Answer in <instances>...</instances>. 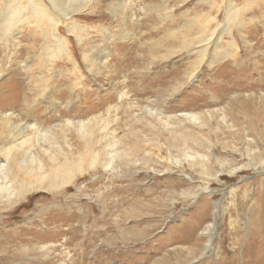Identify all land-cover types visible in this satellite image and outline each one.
<instances>
[{"label": "rangeland", "instance_id": "obj_1", "mask_svg": "<svg viewBox=\"0 0 264 264\" xmlns=\"http://www.w3.org/2000/svg\"><path fill=\"white\" fill-rule=\"evenodd\" d=\"M165 1L169 7L175 6L167 18L157 11L162 0H101L93 12L75 14L77 21L88 26L83 40L77 43L63 28L59 32L68 38L79 77L73 76L68 61L56 59L51 65L54 68L48 69L45 47L50 52L55 49L50 29L45 34L32 28L21 30L5 39L0 31V119L10 114L8 120L16 124L33 119L43 127L59 124L55 129L61 132L64 117L72 122L88 118L90 122L94 116L119 117L110 123L114 131L98 134L94 148L99 150V161L93 167L87 165L86 172L75 177V185L38 190L12 210H0V264H247L242 258L246 234L264 216V207L256 204L259 200L253 192L259 180L264 182V173L245 167L230 177L226 170L239 163L240 156L232 154L234 160L227 156L225 165L212 159L209 172L221 169L220 182H211V194L199 193L194 198L188 189L195 190L205 181L198 165L184 162L160 170L168 163L169 148L175 156L180 154V137L173 139V133L147 126L146 118L133 121L131 110H122L125 102L140 100V104H151L170 115L186 109H212L233 94L241 99H255L260 94L264 98V78L256 80V71L243 69L245 65L238 69L226 59L211 71L202 66L191 81L179 85L195 56L186 50L165 55L169 46L177 44L171 35L181 37L178 30L172 31L183 25L184 10H188L187 17H194L208 5L201 0ZM218 13L220 20L223 11ZM260 34L250 40L264 51V35ZM87 58L93 60L90 65ZM241 58L248 60L246 55ZM78 78L79 82L74 80ZM120 90L134 94L132 99H117ZM135 133L143 135L147 143L139 141ZM69 134L76 140L73 131ZM187 134L198 136L197 131ZM111 136L118 140L111 152L129 148L132 155L105 169L101 163ZM152 136L168 148L150 146ZM209 139L215 141L213 134ZM188 147L204 152V146L189 143ZM81 149L76 145L73 152ZM149 149L165 158L163 164L156 156L153 162H144ZM220 150L216 148L212 156L224 157ZM80 186L81 191H76ZM246 189L248 197H240ZM214 203L220 205L219 215L211 247L205 249L207 239L201 231L214 219Z\"/></svg>", "mask_w": 264, "mask_h": 264}, {"label": "bare ground", "instance_id": "obj_2", "mask_svg": "<svg viewBox=\"0 0 264 264\" xmlns=\"http://www.w3.org/2000/svg\"><path fill=\"white\" fill-rule=\"evenodd\" d=\"M184 1L181 0L180 4ZM201 1L208 5V9L201 13L202 15L194 17H187V9L182 12L183 25L172 31L178 30L181 37L178 38L173 33L171 37L177 41V44L169 46L165 53V55L174 56V52L186 50L187 54L195 56L191 67L184 72V82L178 81L179 85L191 81L202 66L211 71L223 59L231 61V64L238 69H241L240 65L241 67L245 65L243 69L251 68L256 71V80L263 79L264 51L257 49L250 37L258 33L262 34V32L264 35V0H242L241 3L237 0ZM100 2L101 0H0L2 39L31 28L45 34L48 28L55 45L53 52H50L49 47H45L49 56L45 60L49 62L48 69L54 68L51 65L56 59L68 61L72 64L73 76L79 77L78 69H76L77 63L72 59L68 45V38L66 39L59 30L63 28L66 33L74 35L77 43H80L88 26L77 21L74 15L87 11L93 12ZM174 7H169L166 1L162 0L157 11H163L165 13L163 16L167 18L171 16V9ZM157 11L156 14L163 21L161 13ZM219 11H223V17L220 20ZM190 23L194 24V28ZM238 37L242 45L241 50H239ZM11 39L19 43L15 36ZM153 44H159V42L154 41ZM241 55L248 56V60L242 59ZM83 58H85L84 53ZM106 58L105 54L102 57L103 63L106 62ZM86 61L87 65L93 62L89 58ZM90 71H94L93 67ZM74 80L79 82L80 78ZM176 86L178 87L177 84ZM174 91L177 92L178 89ZM132 95L134 94L124 90L116 92L117 99L121 101L132 99ZM262 96L260 94L255 99H241L233 94L231 99L224 104H214L212 109H186L178 114L170 115L162 110H156L151 104H140V100L132 101V103L125 102V106L122 104V110L130 109L129 117L133 121L146 118L149 121L145 123L147 126L150 127L153 124L154 127L157 126L163 131L173 133V139H176V136L180 137L183 145L180 147V154L175 156L169 148V157L166 159L168 163L160 166L162 167L160 170L168 171L170 167L181 166L184 162L187 165H198L204 172L205 181H201L195 190L192 187L188 189L189 194L195 198L199 193L211 194V182H220L219 176L223 171L219 169L212 174L208 167L213 162L219 165L227 164V156L234 160L232 154L240 156V162L226 170L230 177L235 176L245 167L258 173H264V98ZM211 100L217 102L218 99L212 97ZM113 108L118 107L113 106ZM8 116L10 114L0 119V210L2 211L12 210L15 205L24 201L27 195L38 190H54L64 188L66 185H75V177L83 175L87 165L93 167L99 161V150L94 148V144L98 141V134L102 136L114 131L110 123L116 122L119 118L114 114L115 118L111 120L108 117L97 116L96 118L94 116L90 122L89 118L87 121L72 122L64 117L65 126L61 128V132H57L55 127L59 124L43 127V124L35 119L16 124L10 122ZM152 120H155V123ZM72 131L76 135V140L69 134ZM196 131L197 138L187 134ZM206 134L207 137H205ZM210 134H213L215 141H210ZM135 135L139 141L147 143L143 135L136 133ZM151 139L149 142L153 148L157 150L162 147L168 148L157 137L152 136ZM189 143L204 146L202 148L204 152L188 147ZM117 144L118 140L114 136L107 139L106 157L101 163L103 168L117 165L119 161H127L131 157L129 148H123L115 153L111 152ZM76 145H81L82 149L77 150L75 154L73 148ZM216 148H220L225 156L213 157L212 154H215ZM153 156L157 157V162L162 163L165 159L160 157L161 155L159 156L156 151L149 149L148 156L143 158L144 162H153ZM212 159L214 160L211 163ZM258 183L259 185L254 187L256 191L253 192H256L254 194L257 195L256 201H260L256 204L263 209L264 182L259 180ZM81 188V186L77 187L76 191L80 192ZM244 194L246 195L244 198L248 197L247 189L240 193V197ZM258 196H260L259 199H257ZM217 209H220V205L214 203V219L201 231L207 239L205 249L211 247L212 229L219 215ZM260 220L246 234L247 239L243 246L242 258L247 264H264V216Z\"/></svg>", "mask_w": 264, "mask_h": 264}]
</instances>
